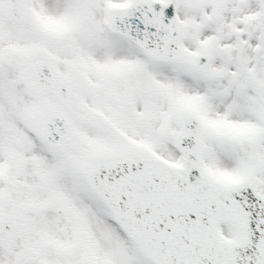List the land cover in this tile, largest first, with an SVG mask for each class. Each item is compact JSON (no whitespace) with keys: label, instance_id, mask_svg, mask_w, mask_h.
<instances>
[{"label":"snow or ice","instance_id":"obj_1","mask_svg":"<svg viewBox=\"0 0 264 264\" xmlns=\"http://www.w3.org/2000/svg\"><path fill=\"white\" fill-rule=\"evenodd\" d=\"M0 264H264V0H0Z\"/></svg>","mask_w":264,"mask_h":264}]
</instances>
